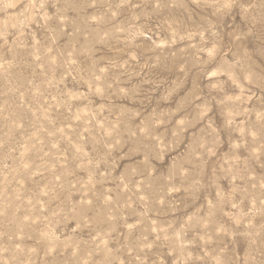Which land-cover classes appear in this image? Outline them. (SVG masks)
<instances>
[{"label":"rangeland","instance_id":"1","mask_svg":"<svg viewBox=\"0 0 264 264\" xmlns=\"http://www.w3.org/2000/svg\"><path fill=\"white\" fill-rule=\"evenodd\" d=\"M0 264H264V0H0Z\"/></svg>","mask_w":264,"mask_h":264}]
</instances>
